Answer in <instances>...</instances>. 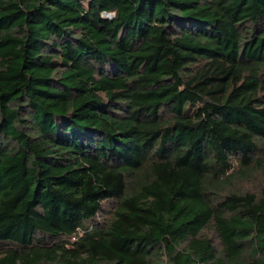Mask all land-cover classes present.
Returning a JSON list of instances; mask_svg holds the SVG:
<instances>
[{
  "label": "trees",
  "instance_id": "1",
  "mask_svg": "<svg viewBox=\"0 0 264 264\" xmlns=\"http://www.w3.org/2000/svg\"><path fill=\"white\" fill-rule=\"evenodd\" d=\"M0 264H264V0H0Z\"/></svg>",
  "mask_w": 264,
  "mask_h": 264
},
{
  "label": "built area",
  "instance_id": "2",
  "mask_svg": "<svg viewBox=\"0 0 264 264\" xmlns=\"http://www.w3.org/2000/svg\"><path fill=\"white\" fill-rule=\"evenodd\" d=\"M107 16H110V15H107ZM111 16H112V15H111ZM111 16H110V17H111Z\"/></svg>",
  "mask_w": 264,
  "mask_h": 264
}]
</instances>
